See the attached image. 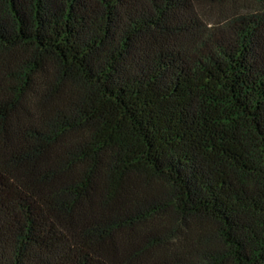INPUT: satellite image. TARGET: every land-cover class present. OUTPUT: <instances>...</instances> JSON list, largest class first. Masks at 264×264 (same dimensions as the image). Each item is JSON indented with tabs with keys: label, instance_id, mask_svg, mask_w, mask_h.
<instances>
[{
	"label": "trees",
	"instance_id": "1",
	"mask_svg": "<svg viewBox=\"0 0 264 264\" xmlns=\"http://www.w3.org/2000/svg\"><path fill=\"white\" fill-rule=\"evenodd\" d=\"M0 264H264V0H0Z\"/></svg>",
	"mask_w": 264,
	"mask_h": 264
}]
</instances>
